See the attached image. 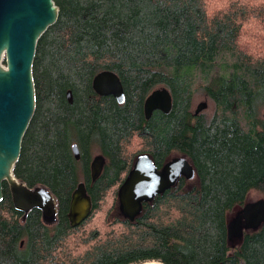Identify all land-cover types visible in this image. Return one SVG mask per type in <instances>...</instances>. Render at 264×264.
Listing matches in <instances>:
<instances>
[{
	"label": "trees",
	"instance_id": "trees-1",
	"mask_svg": "<svg viewBox=\"0 0 264 264\" xmlns=\"http://www.w3.org/2000/svg\"><path fill=\"white\" fill-rule=\"evenodd\" d=\"M54 2L59 18L37 46L36 111L14 175L54 195L57 221L45 224L37 209L24 219L4 183L0 264H264V224L235 248L228 238L230 212L264 194V0ZM105 71L120 78L123 104L95 92ZM160 87L172 109L147 120L145 102ZM200 91L216 107L210 121L193 112ZM96 149L106 164L93 182ZM141 154L159 168L188 158L197 184L179 180L131 222L118 192ZM81 183L93 207L74 228Z\"/></svg>",
	"mask_w": 264,
	"mask_h": 264
},
{
	"label": "water",
	"instance_id": "water-1",
	"mask_svg": "<svg viewBox=\"0 0 264 264\" xmlns=\"http://www.w3.org/2000/svg\"><path fill=\"white\" fill-rule=\"evenodd\" d=\"M59 9L54 0H0V202L4 199V183L9 186L14 207L24 214L33 210L42 212L43 222L57 221L58 205L54 195L43 186L33 189L14 175L20 159L22 144L36 111V88L33 75L37 46L47 30L56 24ZM95 92L101 97H114L123 104L125 93L120 78L113 72H102L93 81ZM68 100L73 102L71 92ZM149 120L155 111L168 114L172 97L167 89L152 92L145 102ZM207 103L198 106L195 116L202 114ZM75 158L80 160L77 145ZM106 164L103 156L93 159L92 180L96 182ZM191 181L196 172L189 159L176 157L161 171L151 157L140 155L118 192L119 215L134 222L142 213L144 204L174 188L180 178ZM92 199L84 183L73 193L69 220L72 227L82 224L92 213ZM264 224V200L248 203L228 226V238L243 240L246 231H257ZM144 264H164L148 262Z\"/></svg>",
	"mask_w": 264,
	"mask_h": 264
},
{
	"label": "rangeland",
	"instance_id": "rangeland-1",
	"mask_svg": "<svg viewBox=\"0 0 264 264\" xmlns=\"http://www.w3.org/2000/svg\"><path fill=\"white\" fill-rule=\"evenodd\" d=\"M162 87L158 88L161 89ZM157 90V89H156ZM202 103H207V108L206 110H204L202 112V114L205 116V118L210 121V119L213 117V115L215 114L216 111V107L215 105L207 98L203 95V93L200 91L197 93L195 99H194V105H193V112L195 113L198 106ZM263 116H264V111L262 112ZM100 153L99 151L96 149L94 150V157L99 156ZM172 157H184L182 155L179 154H174ZM197 184V179H193L192 181H188L187 184V189L190 190L192 189L195 185ZM260 200H264V194L261 192H256V191H252L249 193L248 197H247V201L246 204L248 203H255L257 201ZM243 209V206H237L235 207L229 214V222H232L235 217L237 216V214ZM242 240H239L236 237H233L231 240H229V244L231 247L235 248L237 246H239L241 244ZM153 262H158V261H153Z\"/></svg>",
	"mask_w": 264,
	"mask_h": 264
},
{
	"label": "flooded vegetation",
	"instance_id": "flooded-vegetation-1",
	"mask_svg": "<svg viewBox=\"0 0 264 264\" xmlns=\"http://www.w3.org/2000/svg\"><path fill=\"white\" fill-rule=\"evenodd\" d=\"M155 112H157V111H155ZM154 112V113H155ZM141 155H143V154H141ZM144 155H147V154H144ZM149 155V154H148ZM102 156V155H101ZM140 156V155H139ZM150 157H151V155H149ZM95 158V157H94ZM174 158H176V157H172V156H170L168 159H167V161L164 163V165L166 164V163H168V162H170L171 160H173ZM151 159L153 160V158L151 157ZM136 160H137V158H136ZM135 160V161H136ZM135 161H134V163H135ZM153 163H154V160H153ZM134 165V164H133ZM154 165L157 167V165L154 163ZM164 165L162 166V167H157V169L159 170V171H161L162 170V168L164 167ZM133 168V167H132ZM131 171V170H130ZM129 171V172H130ZM127 178V177H126ZM184 177H182V178H180V180L181 179H183ZM185 179V178H184ZM126 180V179H125ZM187 180V179H186ZM188 181L189 180H187V183H186V186H187V184H188ZM192 181V180H191ZM179 182V181H178ZM178 184V183H177ZM177 184H176V186H177ZM173 189V188H172ZM172 189H170V190H172ZM170 190H168V191H170Z\"/></svg>",
	"mask_w": 264,
	"mask_h": 264
}]
</instances>
